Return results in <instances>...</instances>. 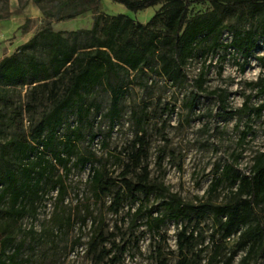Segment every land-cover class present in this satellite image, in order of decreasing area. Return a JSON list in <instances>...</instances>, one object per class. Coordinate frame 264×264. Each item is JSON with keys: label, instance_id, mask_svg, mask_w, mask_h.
<instances>
[{"label": "trees", "instance_id": "obj_1", "mask_svg": "<svg viewBox=\"0 0 264 264\" xmlns=\"http://www.w3.org/2000/svg\"><path fill=\"white\" fill-rule=\"evenodd\" d=\"M35 1L39 3L40 0ZM97 1L101 0H66L64 6L72 4L79 10L75 7L72 14L59 20L83 15ZM110 1L133 13L159 3L162 6L146 24L121 14L97 15L90 29L56 32L44 28L0 60V102L4 109L10 105L8 89H27L26 102L19 112L12 116L0 113V119L7 118L6 122H0V136H6L5 129H14L9 139L0 145V205L6 204L5 214L21 219L34 211L37 202L43 200L47 186L57 189L56 199L61 203L67 190L64 178L72 170L84 171L87 167L91 195L97 200L110 196L109 209L114 215L126 203L134 204L139 197L146 200L154 196L160 200L162 210L160 217L148 220L155 227L165 220L190 219V215L199 220L211 217L214 226L211 237L218 236V239L204 264H231L239 252H245L243 260L257 257L264 252V146L252 158L247 174L240 173L234 163L216 166L209 192L213 194L224 185L227 189L224 202L193 206L169 193L161 183L151 181L147 166H141L146 156L142 136L133 141L130 163L122 164L118 180L109 176L93 152L88 148L82 151L77 144L85 139V126L90 133L88 142L92 144L100 133V127L92 133L98 117L107 123V134H111L121 119V100L127 89L142 76L151 74L172 87L182 86L186 81L185 68L192 60L209 52L218 55L219 51L226 54L229 50L243 58L244 63L240 66L243 72L247 59L260 48L259 42H264V0H203L210 3L212 10L191 17L189 0ZM243 7L251 19L247 28L224 24L225 17L240 12ZM225 31L231 34L228 42L222 38ZM206 71L199 74L194 82L195 92H190L183 103L187 112L194 110L199 93L205 91ZM248 85L257 91V95H264V78ZM99 92L109 96L105 112ZM211 94L217 95L221 107L225 106L224 92L212 91ZM248 102L249 96L239 112L247 111L258 117L264 104L251 109ZM23 113L27 115V131L22 124ZM71 115L74 125L69 122ZM63 129L66 132L61 134ZM250 131L247 127L241 132L239 144L245 142ZM107 145V142L103 143L104 147ZM142 208L139 204L134 214L141 213ZM186 230L183 227L179 232L177 243L180 251L189 253L193 251L197 237L193 230L186 235ZM234 237V249L224 260H219L225 241ZM5 249L3 240L0 243L2 257ZM19 252L17 248L4 260L0 257V264H19ZM110 253L102 250L98 254L99 261ZM187 253L176 264H201V251L194 258H188ZM108 259L115 264L117 257L112 255Z\"/></svg>", "mask_w": 264, "mask_h": 264}, {"label": "rangeland", "instance_id": "obj_2", "mask_svg": "<svg viewBox=\"0 0 264 264\" xmlns=\"http://www.w3.org/2000/svg\"><path fill=\"white\" fill-rule=\"evenodd\" d=\"M189 1L190 17L212 10L207 1ZM64 2L66 0H40L39 3L35 0H0V60L44 28L56 32L90 29L97 15L121 14L146 24L162 6L159 3L133 13L110 0H101L90 5L83 15L64 21L59 19L72 14L77 7L72 4L64 6ZM247 11L243 7L240 12L228 15L224 24H239L247 28L251 22ZM230 36L225 31L222 38L228 42ZM259 45L260 48L247 59L243 72L240 71L243 58L229 50L226 54L219 51L218 55L209 52L192 60L185 68L186 81L182 86L172 87L151 74L142 76L127 89L121 100V119L111 134H107V123L98 117L92 133L100 127L99 135L89 144L88 127H83L85 139L77 144L78 148L82 151L88 148L109 176L118 180L122 164L130 163L133 141L142 136L146 156L141 166H147L152 182L161 183L169 193L193 206L204 202H224L227 193L224 185L213 194L209 192L216 166L234 163L240 173L247 174L252 158L264 146V109L258 117L247 111L239 112L247 96L248 108L256 109L264 104V95L259 96L256 90L248 87L249 83L264 78V42L260 41ZM204 70H207L205 91L199 93L194 110L187 112L183 103L190 92H195L194 82ZM26 90L25 87L8 89L10 105L4 109L0 102V113L12 116L19 112L26 102ZM212 91L225 93L224 107H221L217 95L211 94ZM98 97L105 112L109 96L99 92ZM135 117H140L139 121ZM22 120L27 131L26 113H23ZM6 121V117L0 119V122ZM69 122L74 125L72 115ZM247 127L251 131L245 142L239 144L238 138ZM5 130L6 136H0V145L9 139L14 129ZM65 132L63 129L61 134ZM104 142L108 144L106 147ZM87 177V167L84 171L72 170L64 178L67 190L61 203L56 199L57 189L47 186L43 200L21 219L8 217L6 204L1 203L0 243L5 240L6 249L4 256L0 254V257L4 260L19 248V264H111L108 258L112 255L117 257L115 264H176L187 253L180 251L177 243L179 232L186 227V235L193 230L197 237L193 251L186 255L194 258L201 251V264L206 263L218 239V236L211 237L214 230L211 217L199 220L190 215V219L178 222L165 220L155 227L148 220L160 217L162 210L160 200L154 196L146 200L139 197L134 204L126 203L114 215L109 209L111 197L94 198L88 188ZM139 204L143 206L142 211L134 214ZM235 240L234 237L225 241L219 260L230 254ZM102 250L111 253L99 261L98 254ZM245 255V252L237 253L231 264H264V252L243 260Z\"/></svg>", "mask_w": 264, "mask_h": 264}]
</instances>
